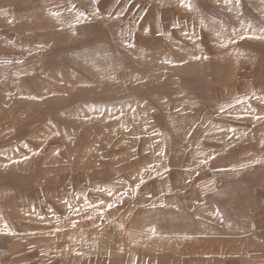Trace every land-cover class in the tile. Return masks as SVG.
I'll list each match as a JSON object with an SVG mask.
<instances>
[{
  "label": "rangeland",
  "instance_id": "1",
  "mask_svg": "<svg viewBox=\"0 0 264 264\" xmlns=\"http://www.w3.org/2000/svg\"><path fill=\"white\" fill-rule=\"evenodd\" d=\"M169 174L177 197L145 202L127 259L264 264V0H0L10 219Z\"/></svg>",
  "mask_w": 264,
  "mask_h": 264
},
{
  "label": "crops",
  "instance_id": "2",
  "mask_svg": "<svg viewBox=\"0 0 264 264\" xmlns=\"http://www.w3.org/2000/svg\"><path fill=\"white\" fill-rule=\"evenodd\" d=\"M180 182L178 175L169 174L159 182L138 185L135 193L127 194L134 198L133 204L125 207L116 224L104 226L93 236L73 233L60 237L52 229L70 223L77 211L101 219L104 201L110 200L109 206L122 197H119L121 184L89 183L87 193L72 192L74 200L71 203L65 202V198H60L59 203L58 199L50 198L46 209L48 216L44 220L40 217V202L33 201L31 207H26L24 198L18 200L15 221L10 219L1 200L0 246L9 249L10 255L0 260V264H136L126 258L130 253L128 242L136 233L134 222L147 209L145 202H174L177 196L171 194L180 189ZM61 208L63 215L57 219L56 213Z\"/></svg>",
  "mask_w": 264,
  "mask_h": 264
},
{
  "label": "built area",
  "instance_id": "3",
  "mask_svg": "<svg viewBox=\"0 0 264 264\" xmlns=\"http://www.w3.org/2000/svg\"><path fill=\"white\" fill-rule=\"evenodd\" d=\"M133 201L132 196L124 195L104 210L101 219L96 220L87 215H79L70 223L53 228L52 232L60 237H66L73 233L96 235L104 226L115 225L123 215L125 207L132 205ZM0 255H2V251H0Z\"/></svg>",
  "mask_w": 264,
  "mask_h": 264
},
{
  "label": "snow or ice",
  "instance_id": "4",
  "mask_svg": "<svg viewBox=\"0 0 264 264\" xmlns=\"http://www.w3.org/2000/svg\"><path fill=\"white\" fill-rule=\"evenodd\" d=\"M182 3H183V0H182ZM186 6L189 7V8H191V4H187ZM140 183H144V181L141 180Z\"/></svg>",
  "mask_w": 264,
  "mask_h": 264
},
{
  "label": "bare ground",
  "instance_id": "5",
  "mask_svg": "<svg viewBox=\"0 0 264 264\" xmlns=\"http://www.w3.org/2000/svg\"><path fill=\"white\" fill-rule=\"evenodd\" d=\"M158 5V4H157ZM158 7V6H157ZM181 13V12H180ZM182 14V13H181ZM131 19V18H130ZM241 82H242V80H241ZM220 241V240H219Z\"/></svg>",
  "mask_w": 264,
  "mask_h": 264
}]
</instances>
